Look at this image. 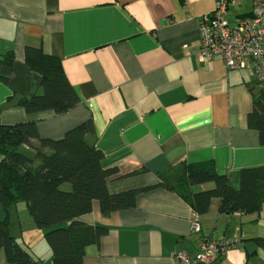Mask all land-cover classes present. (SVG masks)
Returning a JSON list of instances; mask_svg holds the SVG:
<instances>
[{
  "label": "crops",
  "instance_id": "obj_1",
  "mask_svg": "<svg viewBox=\"0 0 264 264\" xmlns=\"http://www.w3.org/2000/svg\"><path fill=\"white\" fill-rule=\"evenodd\" d=\"M218 1L0 0V76L6 78L0 81V122L33 120L39 136L60 138L90 119L95 134L87 140L102 152L101 167L117 170L106 182L110 193L154 185L159 172L183 161L211 162L238 187L242 168L264 166V145L247 125L260 87L249 69L228 70L220 57L198 58L201 17ZM252 6L253 0H243L230 7L228 20L249 15ZM26 46L59 58L79 95L76 106L55 114L27 113L17 105L18 98L40 92L39 74L24 62ZM218 207L214 198L197 214L164 188L140 192L133 207L108 215L93 201L81 218L107 232L85 248L82 264H177L176 253L194 255L204 238L236 240L221 264H264V247L254 242L264 238V203L258 214ZM25 213V204L11 207L10 233L51 264L43 231ZM195 217L198 232L191 230Z\"/></svg>",
  "mask_w": 264,
  "mask_h": 264
},
{
  "label": "trees",
  "instance_id": "obj_2",
  "mask_svg": "<svg viewBox=\"0 0 264 264\" xmlns=\"http://www.w3.org/2000/svg\"><path fill=\"white\" fill-rule=\"evenodd\" d=\"M6 63L11 65L12 57ZM24 62L40 76V92L18 98L17 105L27 113L51 110L61 114L76 106L79 95L67 80L58 57L44 53L40 46L24 48ZM0 81L6 78L0 76ZM247 125L257 130L264 145V93L253 99ZM95 130L90 119L68 129L60 138L39 136L35 121L5 125L0 122V248L4 264H45L35 258L9 231V213L23 202L35 226L51 249V264H82L85 248L98 243L107 229L92 225L81 217L97 201L102 215L135 205L138 193L164 188L180 196L197 214L208 211L219 199L223 213L258 214L264 203V166L242 168L238 187L231 186L211 162H180L157 174L158 182L116 193L107 190V179L115 168H103L102 152L87 137ZM27 146L31 154L22 149ZM213 182V187L193 191L198 184ZM66 184L69 185L67 189ZM264 247V238H255Z\"/></svg>",
  "mask_w": 264,
  "mask_h": 264
},
{
  "label": "built area",
  "instance_id": "obj_3",
  "mask_svg": "<svg viewBox=\"0 0 264 264\" xmlns=\"http://www.w3.org/2000/svg\"><path fill=\"white\" fill-rule=\"evenodd\" d=\"M242 1L219 0L211 12L201 17L197 54L200 60L220 57L228 70H251L264 93V0H253L249 15L229 21L228 9ZM191 230H200L196 217L191 220ZM235 243L232 239L204 238L194 255L178 252L174 258L177 264H221L223 251Z\"/></svg>",
  "mask_w": 264,
  "mask_h": 264
},
{
  "label": "rangeland",
  "instance_id": "obj_4",
  "mask_svg": "<svg viewBox=\"0 0 264 264\" xmlns=\"http://www.w3.org/2000/svg\"><path fill=\"white\" fill-rule=\"evenodd\" d=\"M233 12H234V9H232V13H233ZM229 18H230V17H229ZM65 186H67V189L69 188V185H68V184H66ZM20 204H21V205H20ZM19 205H20V206H19ZM23 205H24L23 202H19V203L17 202V203H16V206H17V209H18V210L22 209V208H23ZM13 210H14V209H12L11 212H13ZM24 212H26V211H24ZM18 214L20 215V218L23 219V211L20 212V213H18ZM25 214H26V213H25ZM25 216H28V215L26 214ZM15 221H16V219L14 220L13 223H15Z\"/></svg>",
  "mask_w": 264,
  "mask_h": 264
}]
</instances>
